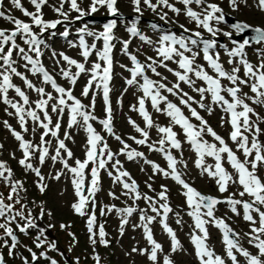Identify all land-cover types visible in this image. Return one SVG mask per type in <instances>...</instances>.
Instances as JSON below:
<instances>
[{"label":"snow or ice","instance_id":"snow-or-ice-1","mask_svg":"<svg viewBox=\"0 0 264 264\" xmlns=\"http://www.w3.org/2000/svg\"><path fill=\"white\" fill-rule=\"evenodd\" d=\"M29 2L34 7V11L24 8L21 0H11V4L19 9L25 17H28L30 22H25L0 10V19L13 25L12 29L0 28V102L13 110L5 109L8 116H15L21 131L13 128L7 120L3 121V125L18 142L21 158L17 163L25 172L35 174L38 178L36 186L40 193L43 194L48 185L45 183L46 177L42 174L41 168L34 165V159L41 166L48 159L54 164H62L63 170L55 172L51 176L52 179L60 180L61 176L65 174L64 170L70 174L76 197L71 208L75 214L86 218V229L89 234V242L93 246L92 259L95 264H101V257L95 252V246L99 243L107 247L110 243L106 238L108 234L104 225H97L96 216V196L101 191L102 170L112 178L113 184H119L122 187L121 195L131 199L133 204L122 208L114 204L104 205L100 208V215L104 216L115 212L120 217L119 230L123 235L129 218L134 213H139L140 223L133 227L142 228L144 238L150 248L133 247L131 251L146 255L152 264H158V253L163 252V247L154 238L151 228V225L157 221L170 237L171 252L182 250L176 232L167 222L169 214L173 212V208L168 202V188L161 185L162 190L156 193L155 198L142 194L136 180L127 170H124L121 161L116 159L118 155L126 156L128 161L141 158L145 164L151 165L154 174H162L181 186L182 195L185 197L189 209L187 215L192 218L194 223L193 231L190 233V242L194 247V255L198 264H241L240 257L244 258L246 264H264V141L260 139L264 134V128L260 126L264 124V116H261L253 107V105L264 107V25H252L246 21L229 24L227 13L219 3L212 2V0H177V3L183 6L182 8L176 7L174 3H170V0H155V2L153 0H131L136 16L130 22H125V29L130 37L138 38L144 44H154L150 37L143 34L138 27L143 17L144 7L155 13L165 24L170 22L168 11L177 17L183 14L198 29L193 31L181 24L179 26L183 31L180 35L171 31L163 32L154 47L158 59L147 57V60L150 61L147 64L139 61L135 54L128 51L130 39L121 41L122 52L129 57L132 64L131 68L121 65L130 73V78H126L125 83L129 87L137 86L142 92V95L138 97L137 105H133L132 110L137 111L145 123V127L142 128L129 118L128 123L140 135V138L133 136L129 139H132L137 145H146L150 151L163 154L167 162V168H163L148 160L143 152L131 148L121 136L114 132L110 92L112 91L111 81L113 80L114 66L113 49L115 45L113 41L116 39L114 30L118 26L117 19L108 20L103 24L102 31H93L87 23L76 29L78 40L68 41V44L70 47L80 49L81 61L64 52L52 51L51 58L54 60L60 76L67 80L71 87L66 89L58 84L54 75L44 66L41 59L44 50L49 48L43 38L46 32L52 30L50 35L55 36L57 27L64 25L65 30L59 34L66 39L70 35L68 25L76 21H83L85 17L91 16L101 9H105L111 17H121L118 0H89L87 9L82 8L78 0H59L58 6L51 5L52 10L60 17L54 20L44 19L43 8L49 6V0H29ZM228 2L229 7L235 11L241 3L246 4L247 0H228ZM65 4L68 5L67 11ZM193 5L197 6L199 11L195 10ZM2 6L3 0H0V8ZM256 7L264 12V0H256ZM71 12H75L77 15L71 18ZM171 22L176 23V21ZM220 25H227L231 31H223ZM150 27L154 31H162L161 26L154 22ZM34 29H38V31ZM203 32H207L212 38H204ZM184 33H190V35H184ZM245 33L251 34L245 36L242 41L232 39L234 34L239 36ZM220 34L229 38L233 45L231 48H228L227 45H219L229 57L227 63L232 66L230 70L226 69L224 63L221 62L220 52L215 51L218 47L216 37ZM87 37H91L93 42L89 43ZM18 38L22 40L24 46L17 42ZM99 41H102V47L98 48L96 42ZM253 46H256L257 54L260 57L256 64L250 62L246 54V49ZM194 49L197 50L194 51ZM201 53L202 59L207 62V67L213 74H210L204 65L197 63V57ZM93 55L96 56V60L90 61V57ZM20 61L24 62L23 68L26 72L31 73L32 76H39L41 83L50 86L56 95L47 92L45 87H38L25 72L18 70ZM61 61L64 62L63 65ZM168 61L176 63L178 70L168 67L166 63ZM158 67L166 68L176 77V82L169 87L162 82L167 80V77H162L161 81H154L146 75V70H150L156 76H161V73L157 71ZM241 70H243L242 76ZM82 75L87 76L88 79L82 89L81 96L87 98L91 94L89 105H85L81 99L77 98L72 90ZM14 78H19L25 88L36 92L39 98L30 101L26 91L14 82ZM197 81L203 82L202 86H197ZM223 81H227L228 85L225 86ZM181 83L188 85L192 91L198 93L200 99L196 100L188 92L183 91ZM244 87H247L252 95L244 92ZM10 91H13L15 97L19 99L10 98ZM163 92L176 96L179 99V105L187 108L190 116H186L183 109L168 100V97L162 94ZM98 94H102L105 105V118L99 120L94 114ZM209 97L211 103L205 104L204 101ZM146 101H150L152 109L157 113H162L169 118L168 126H160L154 122L151 113L146 108ZM162 104L164 107H161ZM193 104L208 112L209 115L213 113L215 107H219L226 114L227 119L224 116L221 117V126L223 123L230 125L231 131L228 135L235 145V151L208 124V121L200 114L197 107H193ZM49 108L51 113L57 117L55 123ZM65 112L68 114L67 128H82L87 134L85 159H76L74 165L69 164V160L73 158V152L65 143L66 140L72 139L71 133L65 131L63 139L60 138V120ZM192 118L199 123H192ZM97 120L104 131L122 145L119 153H113L105 138L95 129L92 121ZM29 121L33 125L31 128L33 136L39 135V143L25 138V134L30 131ZM177 126L196 154L195 166L201 170V175L206 174L212 178L220 193H228L231 186H238L239 198H236V192L230 193L224 199L203 195L183 178L184 173L179 170L178 164L186 169L187 163L178 160L172 154V149L182 148L181 140L178 139L179 134L174 130ZM154 127L161 135L157 141L149 143L148 130ZM49 136L55 138L54 148L52 140L46 139ZM205 136L212 137L214 142L210 143L205 139ZM0 148H3L2 144H0ZM50 149H52L51 152ZM237 152L242 154L243 159L237 155ZM206 157L213 158L214 165L206 164ZM12 158L15 159V153H12ZM225 161L233 172H229L225 168ZM110 163L111 170L108 168ZM89 165H91L90 168ZM0 184L8 189L6 196L0 192V264H8L4 249L7 250V257L15 258L20 255L21 264H39L41 259L45 260L47 264H59V261L48 255L49 251L57 252L67 264L68 257L60 251L57 242L48 239L47 233L55 225L50 223L46 227H41L38 224V221L43 220L46 214L51 217L52 213L50 211L46 213L42 202L36 204V201H28L24 181L17 179L14 170L3 160H0ZM148 187L155 191L151 184ZM108 195L113 199H119L114 192L110 191ZM245 196L250 199L244 200ZM139 200H144L148 207L141 209L134 206ZM30 203L36 204L39 208L38 215L34 214ZM220 204L228 205L229 210L237 216L241 215L239 208H242V218L249 224V231L244 233L243 237L240 233L235 232L224 218L216 216V208ZM149 210L155 215H149ZM176 216V223L181 224L179 213H176ZM209 225L217 228L222 234L224 256L217 254L208 242L210 239ZM70 227L71 225L60 224L61 230ZM31 230H36L37 233L34 240L35 248L44 250L38 254L32 248L26 247V251L30 255L29 259L16 251L20 246L17 233L27 236ZM69 235L73 240L68 249L71 252L78 244V240L73 233L69 232ZM244 238L256 250L255 253L243 246L241 240ZM74 264H80L79 257H76ZM163 264H174V261L169 255H164Z\"/></svg>","mask_w":264,"mask_h":264},{"label":"rangeland","instance_id":"rangeland-1","mask_svg":"<svg viewBox=\"0 0 264 264\" xmlns=\"http://www.w3.org/2000/svg\"><path fill=\"white\" fill-rule=\"evenodd\" d=\"M81 4L82 8L87 9L89 0H78ZM155 2V0H153ZM212 2L219 3L220 6L224 9L225 13H227V20L228 23H234L237 21H246L252 25H264V12H261L258 7H256V0H247V3H241L240 7L233 11L229 7L228 0H212ZM21 3L24 8L28 9L29 11H34V7L30 4L29 0H21ZM170 3H174L176 7L182 8V6L177 3V0H170ZM59 4V0H49V6H45L43 8L44 19L46 20H54L58 19V15L52 10L51 5ZM118 7L120 13L122 14L121 17H116L118 21V26L114 30L116 39L113 41L115 47L113 49V80L111 81V94H110V103L113 109V126L114 132L116 135L121 136L122 139L128 143L131 148L136 149L137 151L143 152L144 156L153 162L158 163L163 168H167V162L164 159L163 154L159 152L150 151L146 145H137L132 139L129 137H137L140 138L139 133H137L134 128L128 123L129 118L134 120L140 127L144 128L145 123L142 117L139 115L137 111L132 110L133 105H137L138 97L142 95V92L138 89L137 86H127L125 83L126 78H130V73L122 68L121 65H125L128 68L132 67L131 61L127 55L122 52V40H131L129 44L128 51L132 54H135L139 61L142 63H150L147 60V57H153L154 59H158L156 52L154 51V47L156 46L155 42L159 40V36L163 34V32L171 31L180 35L182 33V29L179 25H184L185 27L195 31L198 30L196 25L189 21V19L181 14L180 16H176L171 11H168V19L169 23L165 24L164 21H161L159 17L153 13L150 9L144 7L143 9V17L138 25L140 31L150 37V39L154 42L153 45L144 44L138 38H132L127 33L125 29V22H130L132 19L135 18L136 13L133 12L131 0H118ZM193 8L199 11V8L193 5ZM0 10L5 11L8 14H11L25 22H30L28 17H25L23 13L16 9L12 4L11 0H3V6ZM65 10H68V5L65 4ZM71 18H74L77 13L71 12ZM93 17H103L108 16L105 9H101L97 13L91 15ZM171 21H176V23H172ZM106 21H93L88 19V16L85 17L83 21H76L70 25L69 31L70 35L67 39L63 38L59 33L65 30L64 25H59L57 27L56 35L51 36L49 32L44 34V39L46 40L47 44L49 45L48 49H45L44 55L41 57L44 66L52 73L57 80V83L61 86L65 87L66 89L71 87L67 80L63 79L60 74L59 70L54 64V60L51 58L52 51L64 52L66 55L81 61L82 58L80 56V49L70 47L68 41H77L78 35L76 29L82 27L85 23L88 24L89 28L93 31H102L103 24L107 23ZM156 23L161 25L162 31H154L150 25L151 23ZM162 25L165 28H162ZM13 25L9 22L0 19V28L2 29H12ZM223 31H231V29L227 25H220ZM38 31V29H34ZM203 31V30H201ZM251 33H247L250 35ZM184 35H190V33H184ZM204 38L211 39L212 37L207 32H203ZM238 35H233L232 39L237 41H242L244 37L241 39L236 38ZM89 43H92L93 40L91 37L86 38ZM218 41V47L215 51L220 52L221 62L224 63V67L229 69L232 67L226 61L229 59L227 56L226 51L219 47V45H227L228 48H231L233 45L229 38L223 36L222 34L216 37ZM221 39V40H220ZM18 43L23 45L22 40L18 38ZM97 47H102V41L96 42ZM26 47V46H25ZM197 49H194V51ZM247 59L256 64L259 60V56L256 51V46L249 47L246 49ZM96 56L93 55L90 57V61H95ZM23 61H20V67L18 70L21 72H25L30 80L38 87L42 86L45 87L47 92H52L53 95H56L54 90L48 86L43 85L41 83V78L39 76H32L31 73L26 72L23 68ZM168 67L178 70V66L176 63L172 61L166 62ZM197 63L204 65L205 69L211 73V70L207 67V62L202 59V53L199 57H197ZM63 65L64 62L61 61ZM73 71L75 69L73 68ZM157 71L161 73V76H156L150 70H146V75L154 81H161L162 77H167V80L162 82L166 83L169 87L176 82V77L167 71L164 67H158ZM243 75V70H241V76ZM88 77L82 75L77 84L72 88L73 94L82 100L85 105H89L91 103V94L89 97L81 96V92L83 87L86 84ZM14 82L20 86L22 89L26 91L28 94L30 101H35L39 97L36 92L32 90H28L23 85V82L19 78H14ZM37 82V83H36ZM142 83V80L140 81ZM225 86L228 85L227 81L222 82ZM203 82L197 81V86H202ZM127 88V91L125 89ZM181 88L183 91L188 92L192 95L196 100L200 99L198 93L192 91L188 85L181 83ZM243 91L252 95L247 87L243 88ZM171 101H175L179 104L178 98L176 96H172L167 92H163ZM10 98L19 99L15 97V93L13 91L9 92ZM205 104H210L211 100L210 97L204 101ZM250 103V101H249ZM182 106V105H181ZM34 107V105H33ZM161 107H164L162 104ZM183 107V111L186 115L190 116V113L187 108ZM193 107H197V110L200 114L204 117L205 120L208 121V124L217 132L219 133L226 142L233 148L235 151V145L229 139V132L231 131V127L228 123H223L221 121V117L224 116L227 119L225 113L221 111L219 107H215V110L211 115L208 112L199 109L196 104H193ZM256 111L260 113L261 116H264V107L255 106ZM7 111H13L10 107L4 105L0 102V144L3 145V148H0V160L6 161L7 164L14 170L15 177L24 181L25 188L27 189V198L28 201H36V204L43 203L46 209V213L50 211L52 216L49 217L47 214L44 216L43 220H39L38 224L41 227H46L48 224H54L55 227L50 229L47 233L48 239L54 240L57 242L58 248L61 252L65 253V256L68 257L67 264H74L76 257L80 258V264H95L94 260L92 259L93 256V246L89 242V234L86 229V218H82L74 213L71 208V204L76 201V197L74 195V189L71 184V176L65 171V174L61 176L60 180L52 179L51 176L55 174L57 171L63 170V166L60 163H53L50 159L46 160L44 165H39L38 161L35 159L33 163L35 166L41 168L42 174L46 177L45 183L48 185L46 191L42 194L40 193L39 189L36 186L37 177L34 173L25 172V170L17 163V161L21 158V152L18 149V142L11 136L9 131L4 127L3 121L7 120L13 128L17 131H21L17 119L15 116H8L5 109ZM146 108L151 113L154 122L160 126H168L169 125V118L162 114L157 113L151 107L150 101H146ZM49 112L53 117V122H56V115L51 113V109L49 108ZM94 114L99 119L105 118V105L103 102L102 94H98L96 96V105ZM255 119V117H253ZM97 121H92L93 126L95 129L105 138L107 141L110 149L113 153H119L120 148L122 145L113 137L109 136L103 129L102 125L99 124ZM61 122V131H60V138L63 139V133L65 131H69L71 133L72 139L66 140L65 143L67 147L73 152V158L69 160L70 165H74L76 159L83 160L85 159V150H86V133L84 130L73 128H67L68 122V114L65 112L63 118L60 120ZM192 123L198 124L199 122L192 118ZM32 122L29 121V129L30 131L25 134V138L32 140L34 143H39V135L33 136L31 132ZM261 128H264V124L260 125ZM174 130L179 134L178 139L181 140L182 148L172 149V153L178 158V160H183L187 163V168H183L182 165H179V170L184 173V178L196 185L199 191L206 196H213L219 199H224L227 195L232 192L237 193L238 196V186H231L229 188L228 193H220L218 191V186L216 185L215 181L208 177L206 174L201 175V170L196 168L195 160L197 159L195 152L191 149L190 145L186 142L183 133L179 130V127H175ZM149 143L157 141L160 138V135L157 129L154 127L149 129ZM46 139L52 140V146H55V138L47 137ZM210 143L214 142L213 138L210 136H205ZM261 141H264V134L260 137ZM52 149H50V152ZM12 153H15V159L12 158ZM237 155L243 159V156L240 152H237ZM116 159H119L123 165L124 170H127L131 177L136 180L139 191L142 194H147L149 196L156 197V193L160 192L161 185H164L168 188V202L170 206L173 208V212L169 214V226L173 228L176 232L177 238L180 240L182 245V250H178L175 253L171 252V240L170 237L163 231L162 226L157 222H154L151 225L153 230L154 238L159 242L163 247V252L158 253V264H163V256L169 255L170 258L174 261V264H198V261L194 255V247L190 242V233L193 231L194 223L190 216L187 215L189 211L187 204L185 202V197L182 195L183 189L180 185L176 184L171 178L164 177L162 174H154L151 165L145 164L144 160L141 158H137L135 161H128L126 156L118 155ZM206 164H213L215 163L214 159L211 157L205 158ZM225 168L228 169L229 172H233L230 165L227 162H224ZM91 165H89V168ZM108 168L111 170V163L108 165ZM114 171V170H113ZM87 174V170H86ZM151 184L152 191L149 189L148 185ZM8 189L0 184V192H3L5 196L7 195ZM114 192L119 199L111 198L108 193ZM122 187L119 184H113L112 178L107 175V172L102 170L101 171V191L96 196L97 208H96V216H97V225L103 224L107 235V239L109 240V245L107 247L100 245L99 243L95 246V252L98 253L101 257V264H152L151 261L147 259L146 255H140L139 253H133L131 250L133 247L137 248H150L146 239L144 238L143 230L140 227L134 228L133 225H137L140 223L139 220V213H134L132 217L129 218V223L124 227L123 235L120 234V217L115 213L112 212L110 214L101 216L100 215V208L104 205H116L117 207H125L126 205H132L133 202L131 199L121 195ZM244 200L250 199L249 197L245 196ZM36 204H31L30 207L34 209V214H39V208ZM134 206L138 208H147L148 205L144 200H139L136 202ZM19 207V205H17ZM89 207H91L89 205ZM241 212L240 216L233 214L229 210V206L226 204L217 205L216 208V216L220 218H224L226 222L235 230V232L240 233L241 237L243 234L249 231V224L248 222L244 221L242 218L243 210L239 208ZM176 213H179V217L182 220L181 224L176 223ZM149 215H155L151 213L149 210ZM159 219V218H158ZM60 224L71 225L70 228L61 230ZM210 232V239L209 243L212 245V248L215 252L219 255L224 256V245L222 243V234L220 231L212 225L208 226ZM69 232L73 233L78 240V244L76 247L69 252V246L73 243L72 237L69 235ZM20 239V246L16 250L18 254H22L25 257L30 259L29 253L26 251V247H30L33 251H36L38 254L40 251L44 249H37L34 245V240L37 235L36 230H31L29 235L25 236L23 234L17 233ZM241 243L244 247L249 248L250 251L253 253L256 252L254 248H252L248 243L246 238L241 240ZM8 260V264H21L20 255H17L15 258L7 257V250H3ZM48 255L57 261L59 264H66V261L57 253L53 251H49ZM241 264H246L243 257L239 258ZM39 264H47V262L43 259L40 260Z\"/></svg>","mask_w":264,"mask_h":264},{"label":"water","instance_id":"water-1","mask_svg":"<svg viewBox=\"0 0 264 264\" xmlns=\"http://www.w3.org/2000/svg\"><path fill=\"white\" fill-rule=\"evenodd\" d=\"M106 18H102V19H99V20H105ZM242 36H247V33H245L244 35H239L237 36V38H241Z\"/></svg>","mask_w":264,"mask_h":264},{"label":"bare ground","instance_id":"bare-ground-1","mask_svg":"<svg viewBox=\"0 0 264 264\" xmlns=\"http://www.w3.org/2000/svg\"><path fill=\"white\" fill-rule=\"evenodd\" d=\"M226 63H227V61H226Z\"/></svg>","mask_w":264,"mask_h":264}]
</instances>
